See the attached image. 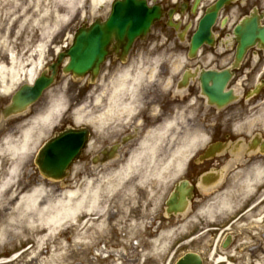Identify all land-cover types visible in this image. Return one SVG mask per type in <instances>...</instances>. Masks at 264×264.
<instances>
[{
    "label": "flooded vegetation",
    "instance_id": "flooded-vegetation-1",
    "mask_svg": "<svg viewBox=\"0 0 264 264\" xmlns=\"http://www.w3.org/2000/svg\"><path fill=\"white\" fill-rule=\"evenodd\" d=\"M218 2L222 6L211 33L193 49L201 21ZM150 5L162 11L150 33L133 44L114 40L97 77H84L78 96L65 93L71 107L81 102L86 111L84 145L72 171L80 164L83 178H95L144 147L155 150L152 161L158 168L180 165L183 170L169 195H163L161 213L144 204L131 212L128 226L115 210L107 216L108 245L123 242L129 252L183 225L184 215L169 212L166 205L178 184L193 188L188 209L195 212L238 164L264 162V33L259 32L264 0H151ZM47 105L43 99L36 110ZM71 124L72 118L64 119L50 136ZM8 125L9 133L19 132L20 124Z\"/></svg>",
    "mask_w": 264,
    "mask_h": 264
},
{
    "label": "rangeland",
    "instance_id": "rangeland-1",
    "mask_svg": "<svg viewBox=\"0 0 264 264\" xmlns=\"http://www.w3.org/2000/svg\"><path fill=\"white\" fill-rule=\"evenodd\" d=\"M64 2L65 0H0V89L2 78L11 77L13 72H16L19 81L14 85L13 93L26 81V71L42 60L40 68L35 72L36 76L39 75L51 58L56 57L59 50L72 43L75 31L80 25L99 16L104 17L108 13L111 0L95 9L87 7L85 10H76L72 13V18L66 15L62 20L58 17V8ZM66 90L73 97L81 93L79 83L70 80L68 76H63L62 83L49 89L44 99L50 104L55 97L64 96ZM12 93L4 95L0 92V142L10 131L9 125L4 124L8 119L3 117L1 110L10 101ZM67 99L64 96L65 110L54 123V128L66 118L72 117L74 121L76 120L75 112L82 104L81 102L75 104L74 106H78L69 113L70 103ZM40 104L33 108L32 113ZM84 111L83 115L86 113ZM28 116L30 114L23 119ZM10 118L16 122L15 124L23 120L18 116ZM52 129L36 136L37 147L41 141L49 137ZM35 149L18 160L19 166L11 179V187H14L21 178L28 187L38 186L44 182L52 194L67 189L83 190L85 178L81 176L84 174L80 165L75 167L76 171H73L71 178L62 183H51L43 179L34 163ZM16 160L9 149L0 154V180L10 177L9 173ZM166 167L168 168L164 170L166 178L163 182L154 177L144 178L140 174L138 178L137 173L118 177L119 179L115 180V188H119L109 195L114 198L105 202L103 217L100 216L104 218V223L108 226L107 216L115 210L113 213L119 212L121 222L128 226L131 212L144 204L147 209L148 206H152V213H161L163 195L165 199L183 171L180 169L175 172V167ZM152 168L158 167L153 164ZM257 168L263 169L264 162L256 160L248 165L238 164L230 170L224 184L217 191L207 195L197 211L185 215L181 221L184 223L183 226L169 229L174 230L171 236L157 241L156 244L160 248L158 253H153L151 243L144 247L136 245L130 249L131 252L128 248L121 247L123 242L117 247L108 245L109 226L104 229L103 223H99L100 220H94L99 224L92 222V218L98 214H91L84 215L83 222L81 220L83 217L79 221L75 218L72 226L70 223L61 226L51 238L46 239L41 253L37 254L40 251L37 240L45 233L23 231L22 222L25 215H13L10 231L16 236L0 242V264H175L176 260L188 251L201 253L204 264H264V201L260 202L264 198V176H256ZM173 173L175 174L171 177ZM140 192L146 193L144 199L140 197ZM8 198L9 194L4 193L1 200L3 203L0 202L6 210L13 206V203L6 206ZM225 204H229L231 208H225ZM255 204L258 206L253 207ZM6 210L0 209L1 221L6 215ZM212 210L217 213L214 217L209 216ZM87 218V224L83 225ZM220 224L224 225L215 228ZM215 230L216 233H213ZM229 233L233 236V241L227 248H223V241ZM61 242L64 243L62 248L59 246ZM55 253L60 256L52 262H44L45 259H51ZM14 255L17 257L14 258Z\"/></svg>",
    "mask_w": 264,
    "mask_h": 264
},
{
    "label": "bare ground",
    "instance_id": "bare-ground-1",
    "mask_svg": "<svg viewBox=\"0 0 264 264\" xmlns=\"http://www.w3.org/2000/svg\"><path fill=\"white\" fill-rule=\"evenodd\" d=\"M107 1L108 0H65L63 5L58 8V17L64 20L66 15L71 16L76 10H85L87 7L95 9ZM41 64L42 60H39L35 65H32V68L26 71L25 80L33 81L36 77L35 72L40 68ZM15 73L16 72H13L11 77L2 78V86L0 89L2 94L9 95L12 93L14 85L19 81V77L16 76ZM65 106L66 101L64 100L63 95H60L57 98L55 97L51 100V103L46 111L37 112L28 117L23 123V126L19 127V139H16L19 132L14 134L10 133L4 137L2 142H0V154L9 149L13 159L16 160V158H18L16 163H12L13 167L9 173L10 177L5 180H0V202L3 203L1 200L2 195L5 193L9 194L8 204H6V206L11 205L9 203H13V206H11L8 210H6L3 204L0 205V209H5L7 211L6 215L3 217L1 216L3 220H0V242L8 237L16 236L15 233L10 231V227L13 225L12 218L15 215H25L22 222L23 231L45 233L44 236L39 237L37 240L38 247L40 248V251H38L37 254L41 253L46 239L51 238L56 231L66 223H70V226H72L73 219L78 218L79 221L81 217L84 218V215L90 216L91 214H98L103 217L105 202L111 201L114 197L109 195L113 194L119 188H115V180L119 179L118 177L137 173L138 178H140V176L144 178L154 177L161 182L165 181L166 176L164 175L163 179L162 173L168 167H165L164 170H162V168H152L153 165L150 163L152 162L153 152H155V150L151 147L150 151L148 147H144L140 154L132 155L128 162L122 166L111 170H102L97 174L98 177L96 175L95 178L85 179L82 191L79 189H67L58 193L54 192V194H52L51 189L46 187L44 182L38 186L26 189L27 186L23 185L21 178L17 183H15L14 187H11V179L16 174V169L19 166L18 160L27 156L31 150L37 147V135L44 133L45 130L54 128V123L61 117L62 112L65 110ZM83 109L84 108L81 107L76 110V123L82 122L84 118ZM23 127L24 129L21 130ZM146 143L147 140H145L142 144L145 146L147 145ZM175 152L186 154L189 151L176 150ZM144 159L146 162L143 164L142 161ZM141 169L143 171H141ZM180 169L181 166L179 165L176 167L175 172ZM174 174L175 173H173L171 177ZM255 174L257 177L264 176V168L255 169ZM263 201L264 198L260 202ZM256 206H258V204H255L253 207ZM225 208H231V206L229 204H225ZM215 213L216 211L213 212L212 210L209 212V216L214 217ZM99 220V223H103L102 227L107 229L108 226L104 223V218H100ZM87 222L88 218L85 220L83 225L87 224ZM92 222L95 221L93 220ZM106 222L108 221L106 220ZM96 223L98 222L96 221ZM173 231L174 230L164 231V239L166 236H171L170 234H172ZM86 233L87 229L85 228L84 236H86ZM161 240L162 237L152 241L153 253L159 252L160 248L156 243ZM59 246L62 248L64 243L61 242ZM59 256L60 255L58 253H55L52 255L51 259H45L44 262H52ZM16 257L17 255H14V258Z\"/></svg>",
    "mask_w": 264,
    "mask_h": 264
},
{
    "label": "water",
    "instance_id": "water-1",
    "mask_svg": "<svg viewBox=\"0 0 264 264\" xmlns=\"http://www.w3.org/2000/svg\"><path fill=\"white\" fill-rule=\"evenodd\" d=\"M220 7L221 3H218L215 11L202 20L200 30L197 33V40H199L200 35L210 31L211 24ZM159 17L160 10L148 8L146 0H114L111 15L107 20L103 23L96 20L89 28L83 26L77 29L73 44L66 52L70 61L64 67V72L72 73L75 77L84 76L87 72L96 75L109 42L114 41L115 38L119 40L120 38L117 37L122 36V38L126 37L129 43H132L136 37L146 35L154 20ZM240 31L242 29L238 28L237 32ZM259 32L264 33V29H260ZM66 54H61L58 61L61 62ZM56 67V65L49 66V69L52 70L51 75L46 74L45 70L35 79L33 84L23 83L13 94L10 105L4 108V116L22 113L36 103L43 92L54 83L57 74ZM83 136L82 130L70 129L51 140L41 150L36 160L41 173L57 181L67 177L72 160L81 154ZM190 191L191 189L187 190L185 186L179 187L178 192L172 195L168 205L176 204L181 207L179 210L184 209L188 203L186 195H189ZM230 241V237H228L223 247H227ZM176 264H203V259L199 253L188 252Z\"/></svg>",
    "mask_w": 264,
    "mask_h": 264
}]
</instances>
